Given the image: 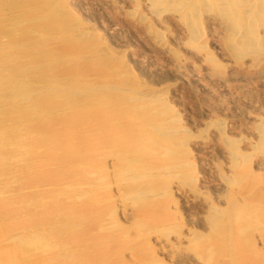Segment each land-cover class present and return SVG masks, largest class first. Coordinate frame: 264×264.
Segmentation results:
<instances>
[{"label": "rangeland", "instance_id": "1", "mask_svg": "<svg viewBox=\"0 0 264 264\" xmlns=\"http://www.w3.org/2000/svg\"><path fill=\"white\" fill-rule=\"evenodd\" d=\"M263 36L264 0H0V264H263Z\"/></svg>", "mask_w": 264, "mask_h": 264}, {"label": "bare ground", "instance_id": "2", "mask_svg": "<svg viewBox=\"0 0 264 264\" xmlns=\"http://www.w3.org/2000/svg\"><path fill=\"white\" fill-rule=\"evenodd\" d=\"M168 1V0H167ZM169 1H171V0H169ZM174 2H175V0H173ZM181 1H183V0H181ZM230 2V1H229ZM236 2V1H235ZM259 2V1H258ZM166 3V2H165ZM173 3V2H172ZM221 3V2H220ZM192 4V3H191ZM219 4V3H218ZM241 4V3H240ZM165 5V4H164ZM166 5H167V3H166ZM186 5V4H185ZM185 5H183L182 4V6H184L185 7ZM188 5H190V4H188ZM194 5H196V4H194ZM225 5V4H224ZM174 6V5H173ZM187 6V5H186ZM192 7H193V4L191 5ZM252 6V5H251ZM180 7V6H179ZM254 7V6H253ZM252 7V8H253ZM256 8H257V6H255ZM262 7H263V5H262ZM183 8V7H182ZM189 8V7H188ZM259 8V7H258ZM197 9V8H196ZM199 9V8H198ZM246 9V8H245ZM190 10V9H189ZM192 10V9H191ZM235 10H233V12H234ZM260 11H262V8H259V9H257V10H255V13L253 12V14L254 15H260ZM195 12V11H194ZM248 12V13H247ZM196 13V12H195ZM235 13V12H234ZM233 13V14H234ZM247 13V14H246ZM197 14V13H196ZM248 14H250L249 13V10H245V11H243V13H242V16H244V15H246V17H247V15ZM184 15V14H183ZM182 15V16H183ZM197 15H199V14H197ZM235 15V14H234ZM256 15V16H257ZM186 16H187V14H186ZM189 17L191 16L190 14L188 15ZM200 16V15H199ZM192 17V16H191ZM201 17V16H200ZM245 17V18H246ZM234 18H235V16H234ZM244 17H243V20L245 19ZM249 17H247V19H248ZM184 19V18H183ZM182 19V20H183ZM194 19V18H193ZM192 19H189L188 20V17H187V21H191ZM202 20V19H201ZM246 20V19H245ZM184 21V20H183ZM232 21V20H231ZM234 21V20H233ZM232 21V22H233ZM248 22H249V26H251L252 24L250 23V21H252V20H247ZM254 21V20H253ZM252 21V22H253ZM255 22V21H254ZM253 22V23H254ZM245 23V22H244ZM247 23V22H246ZM192 25H195V24H193V23H191ZM228 24H230V23H228ZM262 24V23H261ZM190 25V24H189ZM189 26V27H193V26ZM232 25H235V23L233 22V24ZM231 25V26H232ZM244 25V24H243ZM246 25V24H245ZM198 26V25H197ZM248 26V27H249ZM196 27V26H195ZM194 27V28H195ZM235 28V27H234ZM244 28H245V26H244ZM250 28V27H249ZM249 28L247 29V28H245L246 29V31H247V33H248V31H249ZM199 29V28H198ZM194 30V29H193ZM195 30H196V32H198V31H200V30H198L197 31V29L195 28ZM195 30L193 31V34H194V32H195ZM191 31V33H192V29L190 30ZM232 31H233V29H232ZM245 31V30H244ZM236 32V31H235ZM243 33V32H242ZM257 33V32H256ZM192 34V35H193ZM251 34H254V33H252V31H251ZM191 35V36H192ZM195 35V34H194ZM193 35V36H194ZM201 35V34H200ZM203 35V34H202ZM256 36V35H255ZM261 36H262V34H261ZM250 37V36H249ZM252 37V36H251ZM264 37V36H263ZM240 43V42H239ZM232 47V46H231ZM254 47V46H253ZM262 48V47H261ZM264 48V47H263ZM244 49V48H243ZM236 53V52H235ZM1 83V85H2V83H4V82H0ZM1 89V88H0ZM14 103H11V104H7L6 106L7 107H11L10 105H13ZM5 107V106H4ZM3 108V107H1V109L3 108V110H4V112L5 113H7V112H9V108ZM96 108V107H95ZM103 108V107H102ZM102 108H100V109H102ZM0 109V110H1ZM104 109V108H103ZM102 109V110H103ZM88 114V113H87ZM87 114H84V113H77L76 115H74L73 116V118H77L76 120H78L79 119V121H80V119H83V118H89V116L87 115ZM97 114H100V113H96L95 115H97ZM66 116V115H65ZM98 116V115H97ZM95 117L94 119H98V117ZM72 118V117H71ZM17 120V119H16ZM75 120V121H76ZM1 121V120H0ZM97 121V120H96ZM14 121L12 120V119H10V117H8V119H7V121H4V122H0V128H3V127H5V130H1L0 129V138H4V137H6V134H4L5 132H11V134H13V135H16L17 133H15V131L14 130H12L13 128H9V129H6L8 126L9 127H12V126H15V124L13 125L12 123H13ZM81 122V121H80ZM92 122H94V121H92ZM98 122V121H97ZM58 123V122H57ZM81 123H84V122H81ZM264 123V122H263ZM17 124V123H16ZM26 124V123H25ZM171 124V123H170ZM19 125V124H18ZM59 127V126H58ZM80 127V126H79ZM18 128V127H17ZM81 128H83V127H81ZM4 129V128H3ZM15 129V128H14ZM177 129V128H176ZM17 130V129H16ZM105 130H107V129H105ZM59 131L62 133V134H64V132L66 131V130H64V128H61V127H59ZM86 131H88V130H86ZM108 131V130H107ZM106 131V132H107ZM22 132V131H21ZM88 132H93V131H88ZM115 132V131H114ZM114 132H111L110 130L107 132V134H109V135H107L106 136V138H105V140L104 141H108V139L107 138H111L112 136H115V134H116V132L114 133ZM112 133V134H111ZM114 133V134H113ZM118 133H119V135H121V136H129L130 135V133L129 132H127L126 130H122V131H120V132H117V135H118ZM121 133V134H120ZM175 133V132H174ZM106 134V133H105ZM135 134V133H134ZM137 134V133H136ZM90 136H92V137H94L95 136V134H92V135H90ZM136 137H137V135H135ZM15 138H16V136H14ZM131 138V137H130ZM133 138V137H132ZM135 138V137H134ZM107 139V140H106ZM87 141V139H82L81 140V142L82 143H84V142H86ZM82 143H79V144H82ZM7 148L8 147H3V146H0V153H2V152H5L6 154H7V152H9L10 150H7ZM81 148V147H80ZM80 151V150H79ZM91 153H92V150H91ZM22 154V153H21ZM9 155H11V157L9 156ZM24 156V155H23ZM234 156V155H233ZM8 157H10V159H6L7 161H3V162H0V175L3 173V172H8L9 170H5L8 166H12L13 164H16V165H18V161H20L21 160V158H22V155H20V153L19 152H14V153H9L8 154ZM1 160V159H0ZM76 160V159H75ZM22 161H23V159H22ZM66 163V162H65ZM71 164L73 165V164H75L76 165V163H72L71 162ZM59 165V164H58ZM67 165V163L66 164H64V166L63 167H65ZM70 165V164H69ZM10 166V167H11ZM18 166H20V163H19V165ZM20 169V168H19ZM27 169V168H26ZM25 169V170H26ZM2 170H5V171H2ZM18 170V169H17ZM21 170V169H20ZM20 170H18V171H20ZM28 171H31V170H29L28 169ZM149 171V170H148ZM21 172V171H20ZM22 172H23V170H22ZM19 173V174H22L23 175V173ZM25 172H27V171H25ZM18 173H16V174H18ZM30 173V172H29ZM28 173V174H29ZM14 174V176H15V173H13ZM8 175V177H4L5 175H4V173L1 175V177H0V179H3L4 181L6 180V179H10V172L7 174ZM25 175V174H24ZM27 176V175H26ZM23 178V177H22ZM137 179H138V176L136 177ZM16 179V182L17 181H19L17 178H15ZM10 183V182H9ZM1 184L4 186V187H6V186H8V185H10V184H8V182L7 183H1V180H0V207H1V210L2 209H4L3 211L6 213V214H10V215H14V214H16V211H17V208L15 209L14 207H15V203L14 204H12L11 203V200H10V198L8 197H6L5 195H4V193H6V190H5V188L3 187V186H1ZM4 184H6V185H4ZM18 184H20V181L15 185L16 187L18 186ZM14 186V187H15ZM2 187V188H1ZM72 188V187H71ZM7 189V188H6ZM9 189V188H8ZM10 189H11V187H10ZM16 190V189H15ZM72 190V189H71ZM70 190V188H68V189H64V190H62L61 191V194H59V195H63L64 194V196L65 197H70V200L71 201H73L74 200V198H75V195L73 194L74 192L73 191H71ZM60 191V190H59ZM11 192V191H10ZM10 192H7V193H9V194H11ZM13 192H15V191H13ZM12 192V194H14ZM11 194V195H12ZM85 194V193H84ZM159 194V193H158ZM8 195V194H7ZM77 195V194H76ZM86 195V194H85ZM15 196V195H14ZM82 198V197H81ZM11 199H13V198H11ZM26 199H28V198H26ZM24 200V199H23ZM29 201H31L30 199H28ZM22 202L23 203V205H24V208L25 207H28V210H29V213H32V212H34V213H36V211H37V220H41V221H43V219H40V218H42L43 217V214H44V216L46 217V215L45 214H47L48 215V213H45V211H43L42 212V210L44 209V206H39V207H36V206H38V205H40V204H42L41 202L40 203H37V204H35V207H34V205L32 204V203H30V202ZM61 204V203H60ZM60 204H58L59 206H60ZM63 205V206H62ZM16 206H17V204H16ZM31 206H32V208L33 209H31ZM62 206V207H61ZM61 208H63L64 207V204H61ZM66 207H67V205H65ZM247 206V205H246ZM40 207H43V208H40ZM59 207V208H60ZM58 208V209H59ZM79 208V207H78ZM45 209H47V208H45ZM44 209V210H45ZM77 210V209H76ZM79 210H80V208H79ZM51 211V210H50ZM55 211V210H54ZM78 211V210H77ZM42 212V213H41ZM46 212H49V210L48 211H46ZM71 212H75V209H74V211H71ZM34 213H32V214H30L29 216L30 217H33L34 216ZM74 214V213H73ZM75 214H76V212H75ZM9 215V216H10ZM242 215H246V219H244V218H241V219H243V220H247V221H249V219H250V221L251 220H261L262 221V219H264V211L263 210H261V209H258L257 207H255L252 203H249L248 204V208H247V210L242 214ZM6 219L7 218H9L7 215H6V217H5ZM262 218V219H261ZM31 219V218H30ZM85 219V218H84ZM30 221V220H29ZM31 221H33V219L31 220ZM27 223V221L23 224V225H25ZM28 223H30V222H28ZM85 223V222H84ZM86 223H87V221H86ZM86 223H85V225H86ZM31 224V223H30ZM29 224V225H30ZM27 225V224H26ZM81 225V224H80ZM79 225V227H78V224L77 225H75V230H78L81 226ZM84 225V224H83ZM82 225V226H83ZM85 225H84V227H85ZM87 226V225H86ZM14 227H16L15 225H12L11 223H10V225H8V229L10 228V230H12V228L14 229ZM212 227V226H211ZM36 228V227H35ZM7 230V229H6ZM6 230H3V233L6 235ZM21 231H19V230H17V231H14V232H11V234H8V235H6V237L5 238H10V240H15V239H19L20 240V242L22 243V245L23 246H26V247H34L33 245H34V243H33V238L32 237H35L37 234L39 235V233H36V231H33V232H31V234L33 235V236H29L28 235V237H23V234H24V232H22V229H20ZM247 230H248V228H247ZM24 231V230H23ZM61 231H62V234L63 233H67V231H65V230H62L61 229ZM61 231H60V235H61ZM80 231V230H79ZM36 236V238H38L39 236ZM44 235V234H43ZM66 237V236H65ZM35 238V239H36ZM42 238V237H41ZM44 238H46L45 236H44ZM39 239V238H38ZM46 239H48V238H46ZM224 239V238H223ZM226 239V238H225ZM224 240H222L221 238L220 239H218V242H223ZM4 242H5V240H3V244H4ZM7 242H10L9 240L7 241ZM35 242V241H34ZM237 242H238V244H241V240H240V236L239 237H237ZM46 241H45V239L43 240V239H41V241H38V245H36L37 247L38 246H40V245H43L42 247H40V248H37L36 246V248L38 249V251L41 249H45L48 245H46ZM21 246V245H20ZM73 249V248H72ZM4 250V249H3ZM2 250V251H3ZM6 250V249H5ZM11 250V249H10ZM239 252V251H238ZM237 252V253H238ZM7 253V252H6ZM10 253V252H9ZM19 253V252H18ZM65 254V253H64ZM67 254H65V256H66ZM78 257V256H77ZM261 257L262 256H259L258 257V259L260 260L261 259ZM75 258V257H74ZM241 258V257H240ZM239 258V259H240ZM237 259L238 260V262L240 261V260H242V259ZM262 259H263V261H264V256L262 257ZM41 260V259H40ZM56 261V260H55ZM0 262H1V258H0ZM227 262V261H226ZM225 262V263H226ZM238 262H236V264H242V263H240V262H242V261H240L239 263ZM212 263V262H211ZM231 263H232V261H231ZM233 264V263H232ZM243 264H244V261H243ZM247 264H257V262H256V259H254V258H252V260H251V262H249V263H247ZM264 264V263H263Z\"/></svg>", "mask_w": 264, "mask_h": 264}]
</instances>
